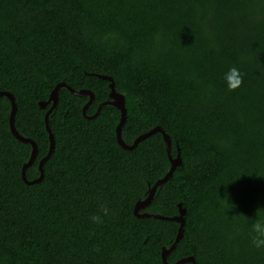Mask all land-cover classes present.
Instances as JSON below:
<instances>
[{
    "label": "trees",
    "instance_id": "trees-1",
    "mask_svg": "<svg viewBox=\"0 0 264 264\" xmlns=\"http://www.w3.org/2000/svg\"><path fill=\"white\" fill-rule=\"evenodd\" d=\"M231 66L243 73L232 92ZM102 76L125 98V144L159 127L180 156L141 211L185 210L167 262L264 264L249 238V219L264 218V0H0V92L37 145L28 181L50 151L51 105L40 104L64 83L94 95L93 117L110 100ZM88 102L60 89L55 147L28 185L33 148L11 133L12 104L0 97V264H164L180 225L134 215L171 169L163 136L125 150L121 112L108 105L87 119ZM101 205L109 214L93 224Z\"/></svg>",
    "mask_w": 264,
    "mask_h": 264
},
{
    "label": "water",
    "instance_id": "water-1",
    "mask_svg": "<svg viewBox=\"0 0 264 264\" xmlns=\"http://www.w3.org/2000/svg\"><path fill=\"white\" fill-rule=\"evenodd\" d=\"M101 78H103L104 80H107V81L110 82V90H111V93H110V96H109L110 100L107 101V102H104L103 104H101L99 106L98 110H97V113L93 117H88L87 116V109H88L89 105L92 104V102L94 101V95L91 92L85 91V90L75 91L74 89L70 88L69 86H67L64 83L59 84V85L56 86V88L51 93V96H50L49 101L47 103H41L40 104V106H41V108L43 110H45L48 105H51V108L48 110V112L46 113V116H45L46 129L48 131L49 138H50V151H49L48 155L40 162L39 170H40L41 176L39 177V179L34 180V181H28L27 180L26 170L28 169V167L31 166V164L33 163V161L35 160V158L37 156V145L32 140L26 139V138H24L23 136H21L18 133V131L16 130V127H15V122H14V117H15V113H16L15 99L10 93L0 92V97L8 98L10 100L11 104H12V112H11V117H10V122H9L11 133L13 134V136L17 140H19V141H21L23 143L30 144L32 146V148H33L30 161L24 166V168L22 170V179H23V181L26 184L32 185V184H37V183L41 182V180L43 178V173H44L43 166H44V163L49 159V157L52 154V152L54 150V147H55V139H54L53 133H52L50 127H49V117L53 113V111L55 110V108L57 106L60 89L66 88L67 90H69L75 96L89 97V102L86 104V106L83 109V115L87 119H93V118L97 117L99 115L101 109L104 106H108V105L114 106L115 108H117L121 112V121H120V124H119V126L117 128V131H116L117 132V141H118V144L122 148H124L125 150L134 149L141 141L149 138L150 136H152L154 134L159 133V134H161L163 136V139H164V142H165V145H166V150H167L170 162H171V169H170L169 173L162 180H159L149 190L147 198L145 200H143V201H139L136 204L135 209H134V215L137 218H139V219H142V218H155V219H160V220H170V221H174V222H176V223H178L180 225V228L178 230V234H177V237H176V240H175L174 244L171 246L170 249H165L164 248L162 250L163 263L164 264H169L167 262V257L171 254V252L173 250H175V248L177 247L178 243L182 240L183 235H184V215H185V210H183L181 205H180L181 215L179 217H176V218H166V217H162V216H158V215L141 214V211L146 209V207L149 206L153 202V199H154V196H155V194L157 192V189L161 185L165 184L171 178L173 172L179 166H181L182 162H181L180 156L178 155V157L176 159L172 158V156H171V149H172L171 139L159 127L151 130L150 132H148L146 134L141 135L137 140H135V142L133 143L132 146L126 145L125 142L122 140V137H121L122 127H123V125L125 123V120H126L125 98H124L123 95L119 94L116 91L115 83H114L112 78L106 77V76H102ZM184 263L196 264L195 259L193 257H189V258L183 259V260L177 262L176 264H184Z\"/></svg>",
    "mask_w": 264,
    "mask_h": 264
},
{
    "label": "clouds",
    "instance_id": "clouds-1",
    "mask_svg": "<svg viewBox=\"0 0 264 264\" xmlns=\"http://www.w3.org/2000/svg\"><path fill=\"white\" fill-rule=\"evenodd\" d=\"M223 80L228 91H236L243 84V73L239 68L231 66L223 75ZM109 214V208L106 205L99 207L98 213L89 217L93 224L103 222V217ZM249 238L251 245L258 249L264 250V218L256 216L254 219H249Z\"/></svg>",
    "mask_w": 264,
    "mask_h": 264
}]
</instances>
